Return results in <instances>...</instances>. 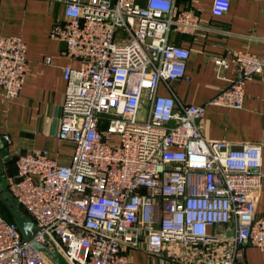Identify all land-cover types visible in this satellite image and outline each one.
I'll use <instances>...</instances> for the list:
<instances>
[{"label": "built area", "instance_id": "obj_1", "mask_svg": "<svg viewBox=\"0 0 264 264\" xmlns=\"http://www.w3.org/2000/svg\"><path fill=\"white\" fill-rule=\"evenodd\" d=\"M52 1L64 9L50 38L79 63L64 69L57 134L73 151L67 162L47 151L20 153L17 176L7 182L39 228L35 241L52 243L63 264H129V252L141 246L166 264H246L238 254L246 243L264 252V215L254 205L264 128L257 143L209 141L206 106L180 103L171 90L191 81L190 50L173 36L196 37L199 15L178 0ZM229 10L230 0H212L214 17ZM230 62L238 78L210 105L241 110L247 81L264 78V55L214 58L218 70ZM26 68L23 39L0 38V89L8 100L20 96ZM161 85L169 95L159 93ZM217 225L231 229L213 233ZM0 264H52L1 210Z\"/></svg>", "mask_w": 264, "mask_h": 264}, {"label": "crops", "instance_id": "obj_2", "mask_svg": "<svg viewBox=\"0 0 264 264\" xmlns=\"http://www.w3.org/2000/svg\"><path fill=\"white\" fill-rule=\"evenodd\" d=\"M180 8L194 10L200 17L201 32L196 37L173 36L190 50L187 74L191 81L171 83L176 99L183 104L206 106L202 132L209 141H227L233 146L257 143L264 128V78L256 76L245 85L243 108L210 105L212 100L238 78L230 62L218 70L214 58L233 60L237 52L258 57L264 55V0H230L223 17L212 15V0H178ZM63 6L52 0H0V38L18 36L27 45V70L18 98L8 100L0 89V190L8 195V179L17 176L18 154L47 151L59 162L69 161L72 146L61 144L57 134L65 101L64 69L79 63L65 53L63 43L50 38L56 18L63 17ZM52 58L51 65L45 63ZM159 93L169 95L164 86ZM4 136L9 140L5 141ZM6 142L7 146L4 145ZM8 149V156L1 152ZM262 187L254 197L257 216L264 215V152ZM229 225H217L211 231H230ZM232 235V233H230ZM246 264H264V252L246 243L238 251ZM129 264H166V257H152L145 247L129 252Z\"/></svg>", "mask_w": 264, "mask_h": 264}, {"label": "water", "instance_id": "obj_3", "mask_svg": "<svg viewBox=\"0 0 264 264\" xmlns=\"http://www.w3.org/2000/svg\"><path fill=\"white\" fill-rule=\"evenodd\" d=\"M7 146L6 142L4 143ZM8 149H4L1 152L2 157L8 156ZM0 203L7 210L11 216L13 222L17 226L18 230L22 234L24 240L31 244L32 248L38 252L45 254L52 264H63L60 258V255L55 246L51 243V240L47 237L48 241L51 243L52 248H48L44 245H41L35 241V234L39 231L38 226L35 221L26 215L20 214L8 201L5 194L0 190Z\"/></svg>", "mask_w": 264, "mask_h": 264}, {"label": "trees", "instance_id": "obj_4", "mask_svg": "<svg viewBox=\"0 0 264 264\" xmlns=\"http://www.w3.org/2000/svg\"><path fill=\"white\" fill-rule=\"evenodd\" d=\"M6 198L8 199V201L10 202V204L20 213L23 215H26L27 213L15 202V200L12 198V196L10 194H6ZM0 210L1 213L3 215V217L8 220L13 222L11 216L9 215V213L7 212V210H5V208L1 205L0 203Z\"/></svg>", "mask_w": 264, "mask_h": 264}]
</instances>
